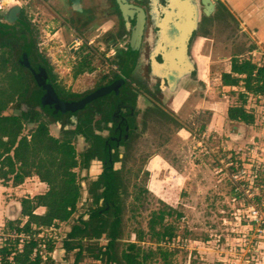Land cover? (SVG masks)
<instances>
[{
    "label": "flooded vegetation",
    "instance_id": "af4514ba",
    "mask_svg": "<svg viewBox=\"0 0 264 264\" xmlns=\"http://www.w3.org/2000/svg\"><path fill=\"white\" fill-rule=\"evenodd\" d=\"M42 2L62 34L67 32L65 27L71 31V39H63L72 67L87 62L88 70L76 78L72 75L66 84L38 42L33 44L37 32L22 8L20 24L0 26V51L6 56L2 61L18 62L31 42L28 67L23 66L26 80L14 72L21 88L5 110L0 108V114L20 119L27 138L42 126L48 137L72 149L75 165L70 173L78 195L74 201L64 200L71 211L66 237L70 226L110 222L117 209L124 235V222L133 210L130 206L144 193L138 182L144 160L166 133L183 128L179 120L188 105L207 101L212 71L251 55L257 47L251 32L234 18L233 0ZM37 67L64 103H77L94 93L98 96L71 114L53 117L32 99L34 94L46 93L35 80ZM33 176L44 190L21 200L46 192L47 185ZM104 238L102 234L100 239H67L81 248L64 249L63 264H75L77 255L78 264H104L100 255L95 258L98 250H93V245L105 250L109 239Z\"/></svg>",
    "mask_w": 264,
    "mask_h": 264
},
{
    "label": "rangeland",
    "instance_id": "374dc122",
    "mask_svg": "<svg viewBox=\"0 0 264 264\" xmlns=\"http://www.w3.org/2000/svg\"><path fill=\"white\" fill-rule=\"evenodd\" d=\"M14 1L22 4L34 24L38 33V47L48 56L58 76L70 84L73 80L72 61L65 51L66 42L63 38L68 37L67 40H70L71 31L65 27L67 32L62 34L55 16L43 9L44 0ZM239 9V6L234 8L235 17H238ZM5 57L4 52L0 51V61ZM227 66V63L222 64L208 77L207 101L198 106L188 105L183 118L179 120L183 128L178 127L166 133L151 156L144 160L143 170L139 178L137 176L144 193L138 203L136 201L130 206L133 210L129 209L131 212H128L124 222L123 242H136L139 233L144 236L149 234V237L150 222L154 223L155 231L172 226L175 229L174 238L160 243V246L176 252L172 264H264V241H261L264 238H253L251 231L246 234L238 226L235 227L233 214L238 209V202L231 194L229 183L223 179L220 170L214 167L212 159L206 160L203 155L204 145L216 147L223 143L226 131L234 126V123L226 121L225 111L235 102L238 103L234 93L240 92L242 85H234V77L229 86L221 83L220 75L227 70ZM20 88L16 73H0L1 109H6ZM252 101L248 103L251 107H259ZM252 128L255 127L252 125ZM220 129L224 132L218 135ZM201 136H205L203 143ZM232 143L228 142V146H232ZM163 171L167 172L165 180L160 178ZM42 189L44 184L41 185L36 177H30L15 186L11 182L4 185L0 180L1 232L6 233L3 225L9 218L18 217L21 225L26 220L15 216V211L9 213L8 202L18 205L22 198L42 193ZM36 212L41 213L40 210ZM67 227V224H60L56 231H42L40 237L49 234L59 241ZM153 244V241L140 243L143 248Z\"/></svg>",
    "mask_w": 264,
    "mask_h": 264
},
{
    "label": "trees",
    "instance_id": "16d2710c",
    "mask_svg": "<svg viewBox=\"0 0 264 264\" xmlns=\"http://www.w3.org/2000/svg\"><path fill=\"white\" fill-rule=\"evenodd\" d=\"M37 32V31H36ZM38 33H36L33 44L37 43ZM87 63V62H86ZM81 62L78 66L72 67L73 76L76 78L85 70L87 64ZM18 72L26 80V69L17 61L11 62L4 60L0 62V73ZM230 72L244 75L242 80L243 92L237 94L236 105L230 106L226 110V117L231 122H242L245 125H253L256 114L245 109L248 94L257 99L264 98V64L257 65L251 60H236L230 64ZM221 82L224 86L230 85V75L222 73ZM238 80L233 84H238ZM27 89L25 88L24 91ZM201 132V130H200ZM42 156V158H41ZM45 157V158H44ZM75 165L72 149L67 145L59 144L55 139L47 136L46 130L42 126L27 138L22 134L21 120L14 116H2L0 114V180L6 185L11 182L14 186L21 184L23 180L30 177L32 173L41 182L47 185L44 194L32 199L20 201V217L26 220L21 225L19 220L5 221L3 230L6 233H15V237L6 238L0 244V264H55L52 254L55 243L42 241L39 239L19 238V235L40 234L42 230L49 228L57 229L60 224H67L71 211L55 208L52 206L54 199L74 201L78 195L74 184V175L70 173ZM138 201V198H135ZM38 207H43L41 215H35L34 211ZM170 211V210H169ZM172 211V210H171ZM170 211V212H171ZM175 214L180 217L179 214ZM158 219H162L159 216ZM150 222V236L147 237L139 233L136 242L119 243L123 240V224L120 222L119 210L114 212L110 222H93L91 226H70V233L67 234L68 240L77 237L109 239L104 251L93 245V250H98L95 258L100 255L104 264H172L176 252L160 246L164 240H171L175 235L172 226H166L156 231ZM153 241L154 246L143 248L140 243ZM66 249L73 247L81 248L79 244L64 243ZM79 255L76 257L75 264H78Z\"/></svg>",
    "mask_w": 264,
    "mask_h": 264
},
{
    "label": "built area",
    "instance_id": "2783aa9c",
    "mask_svg": "<svg viewBox=\"0 0 264 264\" xmlns=\"http://www.w3.org/2000/svg\"><path fill=\"white\" fill-rule=\"evenodd\" d=\"M13 0H0V13ZM255 136L250 143L228 146L224 142L211 147L204 145V158L212 159L215 168L229 183L231 194L240 204L241 219L250 225L253 238H264V103L255 116ZM205 136H201V142ZM170 177V176H169ZM243 220V221H244ZM3 234L5 236H3ZM6 238L15 237V233H3ZM22 240L35 239L32 234L19 235Z\"/></svg>",
    "mask_w": 264,
    "mask_h": 264
},
{
    "label": "crops",
    "instance_id": "0c3cea01",
    "mask_svg": "<svg viewBox=\"0 0 264 264\" xmlns=\"http://www.w3.org/2000/svg\"><path fill=\"white\" fill-rule=\"evenodd\" d=\"M238 6H239V8H241L242 11L239 9L240 12L238 13V17H234V18L237 20H240V22L245 25V29L249 30L251 32L252 38L254 39V42H255V45L257 48L254 49V51L251 55L242 56L241 58L237 57L235 59L238 61H240V60H251L252 62L256 63L257 65H263L264 64V0H234V8L238 7ZM256 58L259 59V62ZM260 61L262 63H260ZM226 69L227 70L223 73L230 75V82H232V79H233L232 77H234V81L238 80L239 81L238 84L242 85V80L245 78V76L240 75V74L231 73L229 65L226 67ZM234 85H236V84H234ZM242 90H243V88L241 86L240 92H238V93L243 92ZM238 93L237 92L234 93L236 100H237V94ZM251 101L253 103L255 102L256 105L258 104L259 107L255 106V109L253 108L254 106L251 107L248 104ZM263 103H264L263 99L261 100V102L257 103V99L255 97H253L252 95L248 94V96L246 98L245 109L248 111H252L253 113L257 114L259 112V108H261V106H263ZM236 104L237 103L235 102L234 105H236ZM226 110H227V108H226ZM225 113H226V111H225ZM225 116H226V114H225ZM226 121L229 123L231 122L229 120H226ZM232 123H234V126H232V129L230 131L229 130L226 131L227 135H225L224 138H229V140L231 142H233L235 146L250 143L255 136V132H256L255 128L253 129L252 125H245L242 122H236L235 121ZM222 126H225V125H222ZM253 126H254V124H253ZM223 132H224V130L220 129L219 132H217V134L220 135V133H223ZM41 185H43V184H41ZM52 206L55 208H62V209L64 208L66 210H68V208H69L68 203L64 200H61V199H54L52 201ZM239 206H240V204L237 203L238 209H236V213L234 212V214H233L234 225H235V227L238 226L241 231H243L247 234V232L250 231V228H249L250 225L244 219H243L244 221L241 219V217L239 215L241 213ZM17 207H18V214H16ZM39 210L41 211V213L36 212ZM7 211L9 213L15 211V216L20 217V204L17 205L16 203H13L11 201L8 202ZM43 211H44L43 207H38L34 211V214L35 215H41L43 213ZM15 220H18V217L17 218H14V217L9 218L6 221H15ZM57 229L49 228L47 230H42V231H56ZM42 231L40 232V234L35 236L36 237L35 239H39L42 241L54 242L55 243L54 250H55L56 244L58 243V241L53 239L54 237L52 238L49 234L47 236L45 235L44 237L43 236L40 237V235L43 233ZM10 238L12 239L13 237H10ZM59 238H61V239L63 238V233L61 234V236ZM67 241L68 240L66 237V240L63 242V245ZM118 241L123 242L122 240H118ZM261 241H264V240L262 239ZM125 243H128V242L126 241ZM63 245H62L63 253L59 256V260L61 262H55L54 261V259H53L54 251H53L52 259H53L55 264H63L64 263V259H65L64 258L65 257L64 256L65 250L64 249H66V248H64ZM62 257L64 259H62ZM173 260L174 259H172V261Z\"/></svg>",
    "mask_w": 264,
    "mask_h": 264
},
{
    "label": "water",
    "instance_id": "95a60500",
    "mask_svg": "<svg viewBox=\"0 0 264 264\" xmlns=\"http://www.w3.org/2000/svg\"><path fill=\"white\" fill-rule=\"evenodd\" d=\"M21 11H22V4H20L17 1L9 2L6 8L0 13V26L2 25V23L20 24L21 21L19 20V16L21 15ZM30 43L31 42L25 45V51L18 59V62L24 67H28L26 59H27V55L30 52V47H31ZM35 70L36 73H34V70H32V72L34 73L35 80L38 86L41 89L45 90L46 93L44 95L34 94L32 96V99H34L36 102H40L43 111L52 115L53 117H57L56 116L57 113H61V112H65V113L68 112L69 114H71L75 109L81 108L84 103H87L94 97L98 96V93H94L80 100L77 103H64L56 98L55 94L50 88L46 76L43 73V70L40 67L35 68ZM160 178L162 180H165L167 178V172L165 171L161 172ZM65 240H66V235L64 234L63 238L59 240L58 243L56 244V249L54 250V254H53V259L55 262H61L58 257L63 253L62 245Z\"/></svg>",
    "mask_w": 264,
    "mask_h": 264
}]
</instances>
